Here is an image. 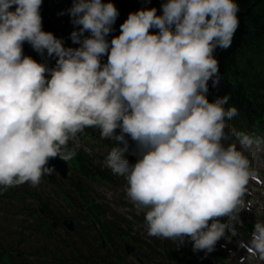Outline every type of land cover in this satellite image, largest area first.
<instances>
[{
	"label": "clouds",
	"instance_id": "obj_1",
	"mask_svg": "<svg viewBox=\"0 0 264 264\" xmlns=\"http://www.w3.org/2000/svg\"><path fill=\"white\" fill-rule=\"evenodd\" d=\"M41 7L42 0H0V186H38L54 171L50 159L71 160L69 141L97 128L101 139L117 142L105 164L127 181L148 236L188 238L194 251L212 252L250 210L249 157L264 146L262 137L227 130L239 115L226 107L228 96L207 99L208 81L215 87L220 79L213 53L231 46L239 5L168 0L162 15L130 13L109 44L118 9L78 0L68 10L78 48L42 30ZM25 42L56 57L55 68L25 56ZM126 135L139 151L134 165L124 158ZM246 248L264 262V221H256Z\"/></svg>",
	"mask_w": 264,
	"mask_h": 264
},
{
	"label": "trees",
	"instance_id": "obj_2",
	"mask_svg": "<svg viewBox=\"0 0 264 264\" xmlns=\"http://www.w3.org/2000/svg\"><path fill=\"white\" fill-rule=\"evenodd\" d=\"M78 0H42L40 13L42 16V30L52 32L58 39H62L65 47L78 48L79 44L73 43L71 34L76 31V26L72 23L69 9ZM103 3L112 2L119 11V16L112 27V31L106 37L109 44L113 37L120 34V25L132 12L141 9H156L157 15H162V5L168 0H102ZM239 5L237 13L239 27L236 30L231 46L228 49L216 48L213 55L218 60L219 83L215 87L212 81H208L207 99L213 102L217 97L228 96V106L238 109L239 115L229 122L237 131L258 136L264 131V0H235ZM150 33L157 34L158 29H150ZM85 36L89 33H85ZM23 54L34 59L38 63L46 65L48 68H55L56 57H49L45 52L40 55L32 46L25 42L23 44ZM108 56L101 57V64H106ZM50 79V74H46ZM119 134L120 129L116 130ZM83 140H91L92 147L96 145L102 147L117 146V142L104 140L100 137L97 128H86L82 134L77 135ZM128 141V151L139 154L137 144L126 135ZM73 140H70L68 147L75 151L74 158L80 168L86 173L97 174L96 166L91 164L87 154L76 148ZM119 146L123 147V144ZM91 171V172H90ZM101 172L100 170H98ZM107 178L110 174L102 171ZM78 189L82 190L80 184ZM96 207V205H94ZM11 256V255H10ZM7 259L5 251L0 252V264L6 260H14L12 256ZM103 262V261H102Z\"/></svg>",
	"mask_w": 264,
	"mask_h": 264
},
{
	"label": "rangeland",
	"instance_id": "obj_3",
	"mask_svg": "<svg viewBox=\"0 0 264 264\" xmlns=\"http://www.w3.org/2000/svg\"><path fill=\"white\" fill-rule=\"evenodd\" d=\"M105 151V150H104ZM114 187H108V189L109 190H107V191H105V192H107V193H109V195H114V193L116 194V195H118V196H121V192H120V190H117L116 192H114V190H111V189H113ZM41 189V188H40ZM100 190L101 189H103L102 187L101 188H99ZM42 190V189H41ZM111 190V191H110ZM122 190V189H121ZM123 191V190H122ZM106 193V194H107ZM14 202H12V201H10V200H2V201H0V207H3L4 208V212H7V211H9V212H12V211H14V209H12V208H10V205L11 204H13ZM23 222V220H20L19 218L17 219V220H12V218L11 219H9L8 221H5V226L8 228V230H15V229H18L19 227H20V225H21V223ZM0 238L1 239H3V241H8V236H6V234L5 233H2V232H0ZM43 240H44V238H43ZM40 245V244H39ZM28 249H34V248H36V245L34 244V245H31V243H27L26 245H25ZM24 246V247H25ZM54 246V242L52 241L51 242V244H50V247H53ZM30 261H32L33 263H37V261H34L32 258H30L29 259ZM233 263L234 264H237V262L236 261H233Z\"/></svg>",
	"mask_w": 264,
	"mask_h": 264
},
{
	"label": "water",
	"instance_id": "obj_4",
	"mask_svg": "<svg viewBox=\"0 0 264 264\" xmlns=\"http://www.w3.org/2000/svg\"><path fill=\"white\" fill-rule=\"evenodd\" d=\"M64 162V161H63Z\"/></svg>",
	"mask_w": 264,
	"mask_h": 264
}]
</instances>
